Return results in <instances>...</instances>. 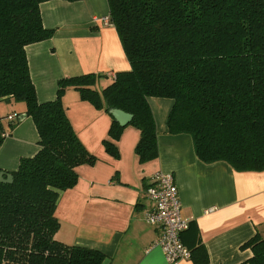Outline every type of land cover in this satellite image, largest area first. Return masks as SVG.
<instances>
[{
    "label": "trees",
    "instance_id": "obj_1",
    "mask_svg": "<svg viewBox=\"0 0 264 264\" xmlns=\"http://www.w3.org/2000/svg\"><path fill=\"white\" fill-rule=\"evenodd\" d=\"M48 1L53 0H0V101L24 103L39 148L21 158L15 171L0 170L13 177L10 184L0 182V264L105 259L100 251L54 239L60 193L77 185L78 167L97 162L66 116L62 97L68 89L110 117L102 146L114 159L119 158L115 142L127 126L139 132V163L158 158L148 103L156 98L173 102L167 134L189 135L200 162L264 171V0H106L108 21L130 70L116 73L101 90L95 87L100 77L92 74L60 79L55 99L40 103L25 48L54 35L40 15V4ZM113 109L132 120L120 126L109 113ZM8 116H0V146L19 123L8 122ZM242 248L252 256L241 264H264V238L256 235ZM190 260L208 264L202 244L190 250Z\"/></svg>",
    "mask_w": 264,
    "mask_h": 264
},
{
    "label": "crops",
    "instance_id": "obj_2",
    "mask_svg": "<svg viewBox=\"0 0 264 264\" xmlns=\"http://www.w3.org/2000/svg\"><path fill=\"white\" fill-rule=\"evenodd\" d=\"M108 13L106 0L40 4L44 28L55 32L51 39L25 48L38 102L55 99L60 79L92 74L100 77L95 87L101 90L116 73L130 70L114 27L102 23ZM148 103L156 124L158 158L140 164L135 154L137 130L125 127L115 142L119 158H112L102 146L111 123L108 114L82 101L76 90L64 92L66 116L97 162L78 167L77 185L60 193V226L54 239L102 252V264H169L157 246L160 230L146 223L152 205L145 190L162 172L172 174L180 214L189 225L180 236L183 245L190 251L202 244L208 264L248 260L252 253L242 246L256 235L264 238V171L236 172L224 162H200L189 135L167 134L173 102L149 98ZM1 107V117L19 114L18 125L0 146V170L12 172L21 158L38 151V135L24 103L8 99L0 101Z\"/></svg>",
    "mask_w": 264,
    "mask_h": 264
},
{
    "label": "built area",
    "instance_id": "obj_3",
    "mask_svg": "<svg viewBox=\"0 0 264 264\" xmlns=\"http://www.w3.org/2000/svg\"><path fill=\"white\" fill-rule=\"evenodd\" d=\"M102 23L110 24L107 18L102 19ZM18 118L16 114H11L7 120L14 123L19 120ZM145 196L152 205L147 213L146 223L160 230L157 246L161 248L168 263L190 260V251L180 239L189 225L181 217L178 189L172 174L156 173L152 185L145 190Z\"/></svg>",
    "mask_w": 264,
    "mask_h": 264
},
{
    "label": "water",
    "instance_id": "obj_4",
    "mask_svg": "<svg viewBox=\"0 0 264 264\" xmlns=\"http://www.w3.org/2000/svg\"><path fill=\"white\" fill-rule=\"evenodd\" d=\"M114 120L122 127L129 124L132 120V115L124 113L121 110L113 109L109 112ZM13 181V177L10 174L0 173V182L3 184H10Z\"/></svg>",
    "mask_w": 264,
    "mask_h": 264
},
{
    "label": "rangeland",
    "instance_id": "obj_5",
    "mask_svg": "<svg viewBox=\"0 0 264 264\" xmlns=\"http://www.w3.org/2000/svg\"><path fill=\"white\" fill-rule=\"evenodd\" d=\"M0 109H1V110H4V108H2V107H1ZM5 109H6V108H5Z\"/></svg>",
    "mask_w": 264,
    "mask_h": 264
}]
</instances>
